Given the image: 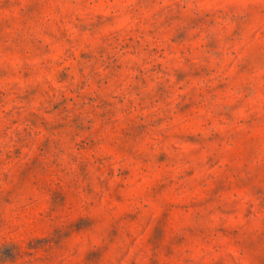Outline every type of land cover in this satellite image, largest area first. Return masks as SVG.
<instances>
[{
  "label": "clouds",
  "instance_id": "obj_1",
  "mask_svg": "<svg viewBox=\"0 0 264 264\" xmlns=\"http://www.w3.org/2000/svg\"><path fill=\"white\" fill-rule=\"evenodd\" d=\"M0 264H264V0H0Z\"/></svg>",
  "mask_w": 264,
  "mask_h": 264
}]
</instances>
